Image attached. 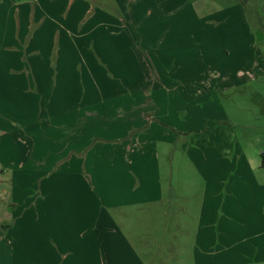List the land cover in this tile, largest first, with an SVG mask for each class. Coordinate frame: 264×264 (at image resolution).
<instances>
[{"label":"rangeland","instance_id":"1","mask_svg":"<svg viewBox=\"0 0 264 264\" xmlns=\"http://www.w3.org/2000/svg\"><path fill=\"white\" fill-rule=\"evenodd\" d=\"M8 1L26 27L0 14V126L21 140L0 160L26 174L2 176L0 230L28 221L21 262L264 264V205L230 184L264 188V0Z\"/></svg>","mask_w":264,"mask_h":264},{"label":"crops","instance_id":"2","mask_svg":"<svg viewBox=\"0 0 264 264\" xmlns=\"http://www.w3.org/2000/svg\"><path fill=\"white\" fill-rule=\"evenodd\" d=\"M25 3L27 4L28 1H32V0H24ZM3 2V1H2ZM9 3L12 2V0H9L8 1ZM10 5H4V3H2L0 5V14L3 12L4 14V17L6 16V14L10 17V12H8V9H9ZM23 19L21 17H19V19L17 18L16 19V22L17 24L13 23V21L11 20V17H10V22L8 23V28H14V29H17L18 31H20L21 29H24L26 27V25L23 23ZM1 27V26H0ZM8 36H11L10 38H6L7 41H8V49L13 52L14 49L18 48V53H15L13 56H26V47L27 46V43H28V39L26 38V35L24 36H21V33H15L14 32V35H10V32H9V35ZM5 50V48H3ZM26 60V58H24V61ZM11 72H13V70H11ZM23 73L25 72V70L22 71ZM15 127V125L13 126ZM17 127H19V130L22 131L21 133V136L23 137H27L29 138L30 140H34V136L36 137V131L37 129H34V131L32 130H29L28 132V129L26 128V126L22 125V124H18ZM29 134V135H28ZM12 130L8 128L7 125H2L0 126V141H20L21 139L20 138H15L12 136ZM28 135V136H27ZM22 137V138H23ZM136 142H137V139H136ZM138 145L135 143V147H137ZM138 152V150H136ZM133 152L134 155L137 154V152ZM123 152V150L118 154L120 155L121 153ZM142 154H138V157L140 158ZM21 156V155H19ZM131 162H132V159H130ZM34 161H36V159H34ZM130 162V163H131ZM133 164V163H131ZM43 165H34V167H42ZM144 166V165H143ZM142 166V167H143ZM234 166V165H232ZM142 167L138 168V169H141ZM251 167V166H250ZM23 166L19 164V166L17 167V165L15 164H11V163H6V164H3V162L0 160V183L4 182V178L2 177L3 175H9L11 176V173H16V174H26V172H24V170L22 169ZM261 168H264V165H262ZM214 169H212L213 171ZM224 170V169H222ZM230 170H233V167H228L227 170L225 172H229ZM247 171L251 170V168H247L246 169ZM242 172L246 173V171L242 170ZM25 178V177H24ZM19 181H17V184L20 186V184L22 183H25V179H23V176L20 175V177L18 178ZM250 179L248 177V179L246 180V182L248 183L249 185V182ZM16 181L14 180V183ZM230 184L232 185L233 183H235L234 186H236V188H231V190H235V189H239L242 193V195H244L245 193L246 194H250L252 195V200H259L258 201V206H259V209H262L263 208V205H264V188L260 189V188H254V187H248L245 183V177L244 178H237V177H232L230 178ZM256 184H253L252 186H255ZM258 187V186H257ZM213 192L212 194L209 196L208 198V205L209 206H203V210H202V213H203V216L205 214H209V213H213V211L216 210V206H215V202L214 200L217 199L216 196H218V187L217 185L214 186L213 188ZM228 190V188H227ZM161 195H159V193H155V197H159ZM3 198V195L1 194V198L0 200ZM22 198H18V200L16 199H12L13 201V204L14 205L15 203L18 205H21V202H22ZM253 200V201H254ZM106 205H110L112 204V198L111 197H107L106 199H104ZM13 208V207H12ZM208 208V209H207ZM207 209V210H206ZM29 221H32L34 222L33 224V232H36L38 233V235L42 238V236H45V233H44V230L43 228H46V227H43V225H39L38 223V226L39 227H42L39 229V227L37 226V222H36V218L34 220H29ZM28 221H26V223H19L17 222L16 225L12 226L14 228H11V226H8V227H2L0 230V251H2L0 253V264H25L24 262H21L22 258H23V254L27 252V249L25 248V246L22 245V243H26L25 239L27 238L28 236V232L27 230H23L24 228L28 227ZM46 226V225H44ZM16 229H18V233L16 232ZM44 233V234H43ZM22 242V243H21ZM6 254H4V253ZM2 254V255H1ZM37 264V263H36Z\"/></svg>","mask_w":264,"mask_h":264},{"label":"built area","instance_id":"3","mask_svg":"<svg viewBox=\"0 0 264 264\" xmlns=\"http://www.w3.org/2000/svg\"><path fill=\"white\" fill-rule=\"evenodd\" d=\"M0 198H1V194H0Z\"/></svg>","mask_w":264,"mask_h":264}]
</instances>
